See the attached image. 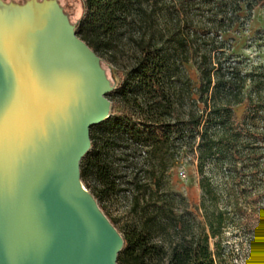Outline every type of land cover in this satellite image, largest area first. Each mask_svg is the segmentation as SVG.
<instances>
[{"label":"trees","instance_id":"trees-1","mask_svg":"<svg viewBox=\"0 0 264 264\" xmlns=\"http://www.w3.org/2000/svg\"><path fill=\"white\" fill-rule=\"evenodd\" d=\"M174 1L169 0L178 7ZM202 1L205 0L178 3L182 9ZM213 3L216 18L211 26L214 31L211 41L214 44L211 49L201 50V40L195 42L198 32L179 37V11L165 13L166 0H83L77 35L102 54L122 53L126 45H131L133 65L124 74L125 81L138 77L145 95L143 105L138 99L127 97L129 91L121 87V96L145 116L149 129L146 137L129 115L112 116L92 129L91 148L80 163L82 183L87 184L91 178L96 181V194L92 193L95 197L104 200L125 191L126 187L134 191L131 210L135 218L123 229L124 245L118 254V264H233L222 243L227 210L220 205V194L205 167L213 159L230 164L238 160L235 155L242 151L249 159L255 154V143L262 137L255 125L264 103L258 91L246 88L247 76L240 74V62L234 60L232 65L224 67L223 61L231 54H226L224 40L218 36L241 19L242 10L249 16L256 6H264V0H214ZM165 16L172 21L171 33L167 27L160 26ZM209 37L204 34L202 38L205 42ZM170 48L180 50L181 63L193 61L198 70V99L188 105L184 117L175 92L172 96L165 85L171 70ZM211 51L217 54L215 61ZM183 76L179 81L182 79L187 89L191 79L186 74ZM134 144L149 147L144 152L146 164L143 168L132 166L129 173L122 172L115 161L130 160L138 151ZM182 146L197 161L201 189L197 215L188 208L177 214L175 202L181 195L171 190L161 192L164 173L171 165L167 159L173 158L175 149ZM119 147L123 148L120 156L115 154ZM257 165L250 167L255 169ZM152 182L154 189L150 187Z\"/></svg>","mask_w":264,"mask_h":264},{"label":"water","instance_id":"water-1","mask_svg":"<svg viewBox=\"0 0 264 264\" xmlns=\"http://www.w3.org/2000/svg\"><path fill=\"white\" fill-rule=\"evenodd\" d=\"M112 88L58 0H0V264H118L80 175Z\"/></svg>","mask_w":264,"mask_h":264},{"label":"rangeland","instance_id":"rangeland-1","mask_svg":"<svg viewBox=\"0 0 264 264\" xmlns=\"http://www.w3.org/2000/svg\"><path fill=\"white\" fill-rule=\"evenodd\" d=\"M58 2L77 27L84 11L83 0H58ZM174 2L178 7H174L173 2L170 3L169 0H166L164 12L169 14L170 12L174 13L175 10L179 11H175V14L178 13L177 17L181 23L179 37L198 32L195 42L200 43L201 40L199 48H202L201 50L211 49L214 44L211 41V36L214 35L211 26L216 18L214 0H205L182 9H180L179 0ZM246 12L242 10L239 13L241 19L236 21L237 23L231 29L219 33L218 39L224 40L225 52L231 54L229 59L223 61L224 67L232 65L231 61L234 60L240 62V74L247 76L246 88L252 92L258 91L262 96V103H264V6H256L249 16ZM160 26L167 27L170 33L173 31L172 21L166 16L161 18ZM204 34L210 36V39L205 40L207 43L202 38ZM133 52L132 46L126 45V51L122 53H96L101 58L107 77L114 86L107 95L111 101L110 114L113 117L115 115H129L133 124L135 123L137 128L145 133L144 137H146L149 129L144 114L121 96V89L125 88L129 91L127 97L136 98L144 105L145 95L140 79L136 77L130 81H125L126 76L124 74H127L133 65ZM169 53L171 70L165 85L167 92L171 93L172 96L175 92L180 114L184 117L188 105H193L194 100L198 99L196 92L199 86L198 70L193 61L180 62V50L174 51L170 48ZM216 56V52L211 51L213 61H215L213 58ZM185 74L191 79L187 89L182 80ZM180 77L182 78L181 81H179ZM197 105L202 108L200 103ZM241 111L242 107H239L238 113ZM255 127L259 128L258 132L262 133L263 138L261 137L260 141L255 143V154L250 157L251 160L242 151L244 155H235L238 160L230 164L213 159L208 161L205 167L206 174L220 194V205L227 210L222 243L233 264H264V110L258 112ZM156 133L161 134L159 129ZM117 134L121 135V132ZM133 146H136L138 151H135L130 160L115 161V166L122 172L129 173L132 166L143 168L146 164L144 163V152H147L149 147L144 144H134ZM122 150V147L116 148L115 154H121ZM174 152L173 158L167 159V163L171 165L164 173L161 192L171 190L181 195V199L178 197L175 202V206H178L177 214L180 213L181 209L188 208L189 211L197 215L196 206L201 197L197 161L192 154L187 153L184 146L176 148ZM167 155L171 156V152H167ZM154 162L157 163V160ZM255 163L258 165L252 169L250 166ZM135 168L133 169L134 172ZM84 186L91 194H96L97 186L93 178L89 179ZM122 186L127 185L122 184ZM150 187L154 189L153 182ZM126 188L125 191L112 194L104 200L92 194L102 211L113 219L114 226L121 234L124 227L135 218L131 210L134 191L130 187Z\"/></svg>","mask_w":264,"mask_h":264},{"label":"flooded vegetation","instance_id":"flooded-vegetation-1","mask_svg":"<svg viewBox=\"0 0 264 264\" xmlns=\"http://www.w3.org/2000/svg\"><path fill=\"white\" fill-rule=\"evenodd\" d=\"M4 1V0H3ZM27 0H24V1H12V2H15V3H20V4H23V3H25ZM39 1H41V0H39ZM5 2H10V1H5ZM101 59V58H100ZM101 66L104 68V66H103V63H102V60H101ZM105 69V68H104ZM106 71V70H105ZM113 88H114V86H112ZM112 88V89H113ZM111 92V91H110ZM110 103H111V101H110ZM110 110H111V106H110ZM109 114H110V112H109ZM112 117V115L110 114V116L106 119V120H108V119H110ZM106 120H104V121H106ZM104 121H102V122H104ZM102 122H100L99 124H97V125H94L93 127H91V129H90V136H91V132H92V129L95 127V126H98V125H101L102 124ZM90 140H91V137H90ZM90 148H91V146H90ZM90 150V149H89ZM88 150V151H89Z\"/></svg>","mask_w":264,"mask_h":264}]
</instances>
